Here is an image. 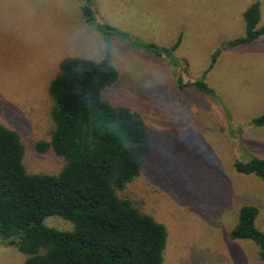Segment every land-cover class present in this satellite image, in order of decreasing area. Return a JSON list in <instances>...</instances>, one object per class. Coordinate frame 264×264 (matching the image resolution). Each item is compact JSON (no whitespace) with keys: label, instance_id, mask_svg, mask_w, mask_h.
Masks as SVG:
<instances>
[{"label":"rangeland","instance_id":"obj_1","mask_svg":"<svg viewBox=\"0 0 264 264\" xmlns=\"http://www.w3.org/2000/svg\"><path fill=\"white\" fill-rule=\"evenodd\" d=\"M255 1L261 26L264 0H92L91 23L79 0H0V124L19 134L26 170L56 173L62 166L52 150L35 148L52 128L49 83L65 57L99 61L106 44L97 25H111L128 36L110 35L118 80L103 98L136 110L148 126L151 149L133 191L143 193L148 184L157 193L151 195L159 203L155 213L167 228L162 264H261L253 242L228 236L235 220L228 197L258 205L257 224L264 230V183L233 168L236 159L264 158V127L248 124L264 111V35L222 49L205 74L215 96L175 84L178 74L184 81L200 78L213 51L244 34L243 12ZM179 37L171 53L175 63L140 47H170ZM194 178H213L228 190V197L219 191L218 213H210L213 204L204 198L188 200L185 186ZM43 224L72 228L60 216ZM25 258L0 242V264H23Z\"/></svg>","mask_w":264,"mask_h":264},{"label":"trees","instance_id":"obj_2","mask_svg":"<svg viewBox=\"0 0 264 264\" xmlns=\"http://www.w3.org/2000/svg\"><path fill=\"white\" fill-rule=\"evenodd\" d=\"M79 1L84 20L93 22L92 0ZM260 14V3H251L243 12L244 34L222 42L200 78L184 81L178 74L176 86L215 96L205 74L222 49L248 44L264 35V25L258 26ZM97 27L106 44L105 55L99 61L61 59L59 71L48 86L53 102L52 128L48 140L37 141L35 148L39 152L52 150L62 160L59 170L28 172L19 134L0 124V242L23 253V264L163 262L167 228L155 213L159 203L151 195L157 193L149 190L148 184L143 185V193L133 191L151 149L148 126L136 110L103 98L118 80V71L109 59L110 35L128 34L107 24ZM132 43L142 44L136 40ZM179 43L180 37L170 47L155 43L140 47L155 56L164 54L175 63L171 53ZM225 112L228 119L229 112ZM248 124L264 127V111ZM233 168L238 174L255 175L264 183V158L251 155L246 160L236 159ZM195 179L185 186L188 200L204 198L213 204L210 213H218L217 199L223 198L222 191L228 197V190L215 186L213 178ZM229 198V206L235 209L229 238L253 242L258 260L264 264V230L257 224L260 207L252 201L238 205V199ZM48 216L68 220L72 228L59 230L44 225Z\"/></svg>","mask_w":264,"mask_h":264},{"label":"crops","instance_id":"obj_3","mask_svg":"<svg viewBox=\"0 0 264 264\" xmlns=\"http://www.w3.org/2000/svg\"><path fill=\"white\" fill-rule=\"evenodd\" d=\"M181 41H182V40H181ZM179 45H180V44H179ZM179 45H178V46H179ZM177 48H178V47H177ZM177 48H176V49H177ZM176 49H175V50H176Z\"/></svg>","mask_w":264,"mask_h":264}]
</instances>
